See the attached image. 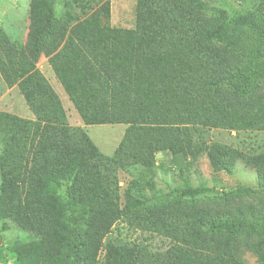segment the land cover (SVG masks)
<instances>
[{"label": "trees", "instance_id": "obj_1", "mask_svg": "<svg viewBox=\"0 0 264 264\" xmlns=\"http://www.w3.org/2000/svg\"><path fill=\"white\" fill-rule=\"evenodd\" d=\"M243 26L264 29V0L233 21L205 0H138L135 28L112 27L97 11L64 23L52 0H32L21 47L0 31V73L9 88L19 89L46 55L85 124H127L114 155L107 156L83 127L0 111V220H15L32 237L9 249L18 264H88L85 249L95 248L98 225L132 208L120 207L116 172L155 166L159 151L193 160L205 153L215 170L244 161L264 181V150L246 155L219 141L193 142L191 133L196 125L264 129V92L245 76L237 33ZM263 214L261 200L226 212L198 211L181 223L163 221L176 240L231 262L178 248L157 262L243 264L237 262L236 236ZM254 251L264 264V233ZM144 254L137 244L109 241L104 264H144ZM5 259L0 244V264Z\"/></svg>", "mask_w": 264, "mask_h": 264}, {"label": "rangeland", "instance_id": "obj_2", "mask_svg": "<svg viewBox=\"0 0 264 264\" xmlns=\"http://www.w3.org/2000/svg\"><path fill=\"white\" fill-rule=\"evenodd\" d=\"M31 1L0 0V31L7 33L17 47L26 42ZM52 1L58 20L64 23H74L97 11L102 21L109 18L112 27H136L138 0H78L75 3L71 0ZM205 1L229 21L256 10L262 2ZM107 6L110 10L109 17ZM237 33L239 44L243 45L241 50L245 54V76L255 88H259L258 92H264V29L256 31L243 26ZM0 111L15 113L35 121L83 127L107 156L114 155L127 128V124L121 123L85 124L55 76L46 55L42 56L37 68L22 80L19 89L9 88L0 73ZM191 129L193 142L209 144L219 141L251 156L264 150V129L238 130L202 125ZM116 174L120 207L123 209L129 203L132 208L119 219L98 225V231L94 233L95 248L93 251L85 249V256L91 254L88 264L105 263L106 245L109 241L128 246L137 244L147 256L144 264H158L157 260L167 257L172 248H178L199 259L230 263V258H220L208 250L176 240L173 233L163 226V221L168 224L181 223L198 211L226 212L235 206L264 200V181L258 177L254 168L239 161L232 170H215L205 153L193 160L183 153L173 155L169 150L159 151L156 153L155 166L134 164L119 169ZM189 189H199L200 192L196 195L189 194ZM129 191L132 194L127 196L126 192ZM134 204L139 207H134ZM249 225V230L241 231L236 236L234 247L237 249V262L260 264L254 251V243L264 233V214L251 220ZM31 239L30 233L15 220L1 219L0 244L6 252V259L2 264H18L9 249L15 245L25 246Z\"/></svg>", "mask_w": 264, "mask_h": 264}]
</instances>
